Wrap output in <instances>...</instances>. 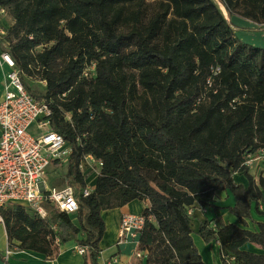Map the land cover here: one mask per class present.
<instances>
[{
	"label": "trees",
	"instance_id": "obj_1",
	"mask_svg": "<svg viewBox=\"0 0 264 264\" xmlns=\"http://www.w3.org/2000/svg\"><path fill=\"white\" fill-rule=\"evenodd\" d=\"M150 5L151 10L145 0H0L13 19L0 50L15 68L27 72L25 52L42 46L30 58L41 67L44 93L21 81L31 95L49 102L50 127L71 147L65 178L78 201L74 213L43 202V217L23 204L7 205L2 215L10 245L52 255L59 244L74 240L97 264L101 211L139 200L147 202L137 246L146 264H205L193 242L188 208H219L213 191L229 189L234 203L226 208L241 222L251 217L252 203L264 213L257 207L264 205V177L254 179L243 164L247 154L264 148V46L239 39V27L230 20H250L264 31V0ZM58 59L62 65L55 68ZM126 68L138 77L128 80ZM136 83L144 94L140 103L134 100ZM86 154L101 164L84 195L80 162ZM237 172L246 186L234 181ZM257 225L253 231L217 219L199 233L218 242L221 264H264V222ZM245 242L259 244L262 252L243 249Z\"/></svg>",
	"mask_w": 264,
	"mask_h": 264
},
{
	"label": "built area",
	"instance_id": "obj_2",
	"mask_svg": "<svg viewBox=\"0 0 264 264\" xmlns=\"http://www.w3.org/2000/svg\"><path fill=\"white\" fill-rule=\"evenodd\" d=\"M0 12H3L2 8ZM0 61L8 67L0 97V224L4 222L2 209L15 203L28 206L41 217L46 215L43 202L66 213H74L78 210V201L72 187L68 183L51 185L44 177L51 163L68 160L71 147L60 133L50 127L49 102L27 91L7 52L0 51ZM92 68L93 65L90 66ZM207 82H210L209 78ZM86 156L91 157L90 154ZM257 160L264 162V148L247 154L243 164L249 167ZM97 161L100 165V160ZM91 188L86 185L83 194L87 195ZM187 212L190 214V209ZM143 223L141 213H122L117 241L122 243L128 236L135 237ZM55 243L58 244L57 239ZM74 249L79 254L88 252L86 246L77 243ZM9 253L7 248L5 255ZM134 254L141 257L143 251L136 249Z\"/></svg>",
	"mask_w": 264,
	"mask_h": 264
},
{
	"label": "crops",
	"instance_id": "obj_3",
	"mask_svg": "<svg viewBox=\"0 0 264 264\" xmlns=\"http://www.w3.org/2000/svg\"><path fill=\"white\" fill-rule=\"evenodd\" d=\"M230 20L237 25L239 29L252 31L249 33H240V30L236 29L237 35H241L240 38L248 39L252 35L260 37L257 34H253V32L256 31L254 29L256 24L250 20L234 15L230 17ZM7 70L8 67L0 61V97L3 94L2 85ZM248 172L256 180L259 175L264 177V162L260 160L254 161L253 164L248 167ZM96 175L97 174L92 173L89 176L90 182H86L87 186H93ZM233 178L236 183L246 186L247 179L242 173H235ZM212 201L215 205L220 207L213 209L211 207H203L198 203H194L190 207L191 235L205 264H221L217 242L214 239H205L199 233V228L205 223L208 227H213L216 220L221 219L224 222L239 224L255 231L258 229L257 223L264 222V213L258 212L254 203H252L250 209L251 217L247 218L245 222H241L235 214L231 213L226 208L234 203V196L229 189L214 190ZM146 205V201L132 200L124 205L101 211V216L104 221V231L98 242L99 253L96 258L97 264H146V255L144 251L141 257H136L134 254L136 249L139 250L137 247L139 234L135 237H126V240L122 243L117 241L121 214L125 212L141 213ZM257 207L259 210L264 209V205L261 203L258 204ZM7 244L8 241L5 226L4 224H0V264H5L3 263V260L7 261L9 264H91L88 252L85 254H79L75 251L74 245H76V242L74 240H68L59 244L57 251L52 255H44L32 250L20 249L16 244H12L11 248H9ZM7 248L10 250V253L5 255V250ZM242 248L255 253L262 252L260 245L253 242H245L242 245ZM112 258L116 259V261L111 260Z\"/></svg>",
	"mask_w": 264,
	"mask_h": 264
},
{
	"label": "rangeland",
	"instance_id": "obj_4",
	"mask_svg": "<svg viewBox=\"0 0 264 264\" xmlns=\"http://www.w3.org/2000/svg\"><path fill=\"white\" fill-rule=\"evenodd\" d=\"M240 2L244 1V0H238ZM247 1H255V0H247ZM146 3H149L148 8L151 10L153 8V5H150V3L152 2V0H145ZM220 8L222 9V12L225 14V10L223 8V6L221 4H219ZM3 9V12H0V29L3 31L2 33H0V41L3 45H7V42L4 41V39H2V35L5 33L6 28L13 22L12 16L9 12V9L6 7H0ZM170 17V15H169ZM238 30H240V33H249L252 31H244L241 30L239 28H237ZM235 34L236 36L241 39L244 42H248L250 44H254L257 46H264V32L262 30H256L255 32H253V34H257L260 37H255V36H250L248 39H242L240 38L241 35H237L236 30H235ZM42 50V46H36L32 49H30L29 51L25 52V54L27 55V58L29 59V64L27 66L28 71H20L22 80L24 81V83L26 84V86L33 92L35 93H44L45 91V80L41 77V67L38 64V61L33 60L35 57V54L37 52H40ZM1 51V50H0ZM30 56L33 58L31 59ZM55 68H58L62 65V61L60 59L56 60L54 63H52ZM91 65V64H90ZM89 65V66H90ZM125 74L128 78V80L131 78V76L135 75V77H138V74L135 70L133 69H129L126 68L124 69ZM89 72V71H88ZM89 74V73H88ZM134 100L136 103H140L143 100L144 94L142 91V88L140 87V85L138 83L135 84V90H134ZM148 98L149 99V94L146 93L145 95V99ZM34 129V127H33ZM85 156V155H84ZM82 158L81 162H80V168L83 172V174L85 175V182H90V178L89 176L93 173V174H97L99 171V167L100 165L98 164L97 158H95L93 155L90 154L91 157L86 156ZM66 164L67 161L55 164L54 162L51 163L47 169H46V174L44 175V177L47 179V182L50 183V181L52 183H50L51 185H63L65 183H67L66 178H65V171H66ZM87 184V183H86ZM190 209V208H188ZM9 248H11V245L8 243L7 244ZM218 245V243H217ZM218 251H219V245H218ZM111 260L116 261V259L112 258ZM4 263V260H3Z\"/></svg>",
	"mask_w": 264,
	"mask_h": 264
}]
</instances>
